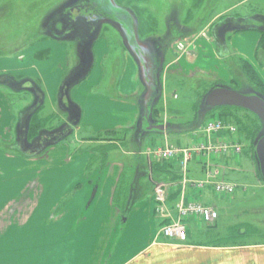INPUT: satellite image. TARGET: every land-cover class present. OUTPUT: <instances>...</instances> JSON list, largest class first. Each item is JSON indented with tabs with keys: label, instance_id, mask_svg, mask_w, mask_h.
<instances>
[{
	"label": "crops",
	"instance_id": "1",
	"mask_svg": "<svg viewBox=\"0 0 264 264\" xmlns=\"http://www.w3.org/2000/svg\"><path fill=\"white\" fill-rule=\"evenodd\" d=\"M158 1L150 0L140 15L136 6L118 4L116 13L115 5L101 3L89 7L87 26L75 24L72 35L54 33L21 52L0 53V143L18 151L0 150V264H264V243L188 244L207 242L205 223L188 222L185 244L166 240L160 230L169 221L156 216L153 197L158 182L183 178L178 161H160L153 149L218 145L228 134L204 135L203 126L217 119L206 112L205 97L248 80L244 65L264 84L263 30L255 27L262 25L256 18L264 22V7L223 0L208 17L186 24L188 16L182 18L176 33L170 0L165 11ZM176 89L194 111L184 124L172 122L183 114L182 106L168 102L172 92L178 100ZM36 119L43 126L31 136ZM174 137L186 143L175 144ZM238 140L245 145L240 132ZM245 152H204L189 164L187 178L212 181L210 165L220 173L213 182H229L237 193L252 179L241 178L249 166ZM181 190L168 202L173 217L182 198L222 215L211 183Z\"/></svg>",
	"mask_w": 264,
	"mask_h": 264
},
{
	"label": "rangeland",
	"instance_id": "2",
	"mask_svg": "<svg viewBox=\"0 0 264 264\" xmlns=\"http://www.w3.org/2000/svg\"><path fill=\"white\" fill-rule=\"evenodd\" d=\"M149 1L150 0H0V53L15 54L18 50L21 52L23 47L40 39L48 38L54 35V33L63 37L72 35L75 24L83 21L80 25L83 27L87 26V5H92L90 7L93 9V7L100 8L101 3H106L107 6L113 4L116 6V8H113L116 13L119 11L117 7L118 4L130 7L136 6L138 7V15H140L147 11L145 6L149 4ZM222 1L223 0H170L172 6L165 4V0L153 3L158 6L160 11L162 9L165 11L167 5L169 6L170 10L168 11H171L169 20L172 21L174 27H177L175 29L177 33L180 30L179 24L183 23L182 18L184 19V17L186 18V16H188L184 21V24H186L195 16L205 17V15H207L208 17L214 13L213 9L220 6L219 3H222ZM74 3L79 4L80 8H76ZM255 3L264 7V0H255ZM257 5L254 4L253 6L255 7ZM140 7H144V9ZM205 8H209V10L203 14L202 12L205 11ZM128 10L133 14L136 12L134 9ZM260 19L261 18H256L258 23H264L260 21ZM141 21H144L143 14ZM193 22L196 23V19ZM239 77L241 78V75ZM231 87L233 90L235 89L244 95L253 94L257 90L255 84L243 77L239 79L237 85H232ZM173 95L174 93L172 92L168 100L171 106L170 108L182 106L183 114L179 119L172 122H177L179 124L190 122L194 117L191 102H186V95L183 91L177 90V101L173 100ZM200 98L201 94L196 93L195 100L199 101ZM214 113L216 116H220L219 112ZM162 118H165L163 111ZM220 118L224 121L228 120L225 117L220 116ZM250 119L254 121L256 127L254 139L261 138L264 135L263 124L254 114H252ZM258 141H256L255 144L253 141H245V150H247V152H245L247 157L245 156V158L249 161V166L244 168L246 172L242 173L244 176L241 178L243 182L246 180H244V178L248 180L252 178L250 182L245 185V189H239L237 193L235 192L236 194L233 195L235 196L234 199H232L233 196L224 199L213 198V204L223 210L222 215H220L219 223L215 228L204 229L205 233L209 235L207 236V242L199 238H193L188 244H201L200 246L205 245L208 247H226L232 244L264 243V182L256 156V144ZM173 142L180 145L186 143L177 141L175 137L173 138ZM2 144L3 143H0L1 151L5 153H8V150L13 153L18 152L14 145L7 148L6 146H2ZM242 158H244L243 155ZM228 177H232V175L228 174ZM259 182L263 183L259 184ZM248 226L253 227V229L250 230L251 234L242 236L241 233L243 234L246 231L248 233ZM218 234L219 236H217ZM215 237H219L218 239L221 241L218 240L216 242Z\"/></svg>",
	"mask_w": 264,
	"mask_h": 264
},
{
	"label": "built area",
	"instance_id": "3",
	"mask_svg": "<svg viewBox=\"0 0 264 264\" xmlns=\"http://www.w3.org/2000/svg\"><path fill=\"white\" fill-rule=\"evenodd\" d=\"M178 50L185 51L186 46L183 43L178 44ZM204 135L215 137L223 134H228L223 137V140L218 145L206 144L202 142L190 147L167 146L153 149L157 159L161 161H178L182 180L179 182H160L154 188V201L155 213L158 218L166 219L169 223L163 226L160 230V235L166 240L178 241L185 243L188 241V221L195 220L214 226L219 220V213L216 209L203 205L196 199L185 200L181 199L175 204L173 217L168 202L171 195L180 186L182 194L187 188L190 190L199 191L203 190L206 183L212 184L214 193L218 197H231L236 191V186L219 180L213 182L214 179L220 174L217 169H213L210 165L206 166L207 169V182H196L187 178L188 166L194 160H199L202 153L207 152L209 155L220 157L224 156H240L244 149L243 144L238 140V130L233 125H228L221 120L208 121L202 128Z\"/></svg>",
	"mask_w": 264,
	"mask_h": 264
},
{
	"label": "water",
	"instance_id": "4",
	"mask_svg": "<svg viewBox=\"0 0 264 264\" xmlns=\"http://www.w3.org/2000/svg\"><path fill=\"white\" fill-rule=\"evenodd\" d=\"M204 105L210 109L222 107L244 109L258 117L264 127V100L257 95H244L233 89L217 88L205 97ZM148 129L164 132L167 127L163 125H150ZM256 156L264 182V135L256 144Z\"/></svg>",
	"mask_w": 264,
	"mask_h": 264
},
{
	"label": "trees",
	"instance_id": "5",
	"mask_svg": "<svg viewBox=\"0 0 264 264\" xmlns=\"http://www.w3.org/2000/svg\"><path fill=\"white\" fill-rule=\"evenodd\" d=\"M74 4L76 5V8H80L79 4H76V3H74ZM90 6H92V5H90ZM90 6L87 5V7H86L87 10L89 9ZM255 27L261 28L263 30L260 48L262 50H264V23H262V25H260V26L255 25ZM243 70H244V73L246 74V76L248 78V81L255 84L257 87V90L252 95H257L264 100V84L257 78V76L253 73V71L251 70V68L248 65H244ZM236 85H237V83H236ZM206 112L207 113L219 112V115L221 117H225L226 119L229 120V121L226 120L225 122L232 123L238 128L241 136L243 137V139L245 141H253L255 144V142L260 139V138L254 139V133H256V131H255L256 127L254 125V121L250 119V117H252V114L250 112H248L244 109L233 108V107H222V108H218V109L206 108ZM220 116H218V117L220 118ZM197 117L201 118V114L199 112H198ZM42 126L43 125L41 124L40 121H37V119L34 120L33 125H32V129H31V133H30L31 136L36 135ZM2 146H6L7 148H10V145L2 144ZM7 152L13 153L10 150H8Z\"/></svg>",
	"mask_w": 264,
	"mask_h": 264
}]
</instances>
